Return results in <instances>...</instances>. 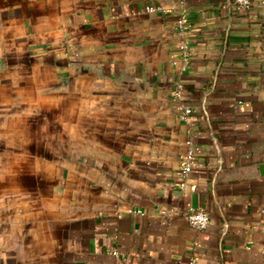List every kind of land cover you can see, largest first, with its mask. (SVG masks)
Masks as SVG:
<instances>
[{"label": "crops", "instance_id": "1", "mask_svg": "<svg viewBox=\"0 0 264 264\" xmlns=\"http://www.w3.org/2000/svg\"><path fill=\"white\" fill-rule=\"evenodd\" d=\"M231 2L0 0V264H264V10Z\"/></svg>", "mask_w": 264, "mask_h": 264}, {"label": "built area", "instance_id": "2", "mask_svg": "<svg viewBox=\"0 0 264 264\" xmlns=\"http://www.w3.org/2000/svg\"><path fill=\"white\" fill-rule=\"evenodd\" d=\"M232 5L235 8H247L251 4V0H232ZM227 5L223 3L222 6ZM259 5L264 10V0H259ZM145 10L149 12L153 11H162L163 7L159 4H146ZM187 17L185 14H181L176 20V31L179 35L178 43H177V56L172 59V63L177 65L179 68H184L189 63V44L187 38L183 35L186 27ZM182 84L179 80H175L173 82L172 87V95L176 100L177 107L180 110L179 117L181 119H186L187 115L191 112V108L187 106L182 97ZM189 142V141H188ZM192 154V148L189 147L187 152L181 156V175L183 178L189 173L191 170L190 157ZM182 186L184 185V179L180 183ZM137 211L140 212L138 209ZM173 211L172 208L168 210ZM186 217L191 226L203 229L206 228L210 224V215L209 212L203 208H189L186 211ZM194 263V258H191L190 264Z\"/></svg>", "mask_w": 264, "mask_h": 264}]
</instances>
